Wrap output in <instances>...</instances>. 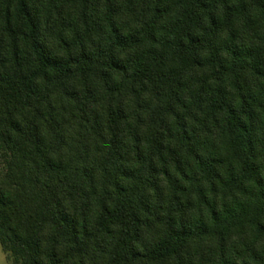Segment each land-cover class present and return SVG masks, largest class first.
<instances>
[{
    "label": "trees",
    "instance_id": "obj_1",
    "mask_svg": "<svg viewBox=\"0 0 264 264\" xmlns=\"http://www.w3.org/2000/svg\"><path fill=\"white\" fill-rule=\"evenodd\" d=\"M9 264H264V0H0Z\"/></svg>",
    "mask_w": 264,
    "mask_h": 264
},
{
    "label": "rangeland",
    "instance_id": "obj_2",
    "mask_svg": "<svg viewBox=\"0 0 264 264\" xmlns=\"http://www.w3.org/2000/svg\"><path fill=\"white\" fill-rule=\"evenodd\" d=\"M0 264H9L6 254L2 251L1 246H0Z\"/></svg>",
    "mask_w": 264,
    "mask_h": 264
}]
</instances>
